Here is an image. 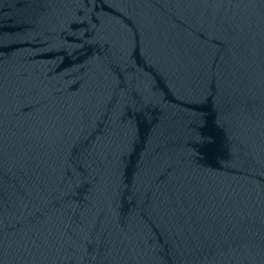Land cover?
<instances>
[{
	"label": "water",
	"instance_id": "water-1",
	"mask_svg": "<svg viewBox=\"0 0 264 264\" xmlns=\"http://www.w3.org/2000/svg\"><path fill=\"white\" fill-rule=\"evenodd\" d=\"M0 264H264V0H0Z\"/></svg>",
	"mask_w": 264,
	"mask_h": 264
}]
</instances>
